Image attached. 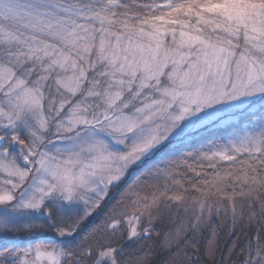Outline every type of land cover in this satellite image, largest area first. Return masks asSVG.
<instances>
[{
	"label": "snow or ice",
	"instance_id": "snow-or-ice-1",
	"mask_svg": "<svg viewBox=\"0 0 264 264\" xmlns=\"http://www.w3.org/2000/svg\"><path fill=\"white\" fill-rule=\"evenodd\" d=\"M181 168L264 219V0H0V238L31 241L0 264H130L120 240L151 264L136 253L183 202ZM128 179L131 211L89 228ZM186 236L166 233L168 264H190ZM237 259L264 264V225Z\"/></svg>",
	"mask_w": 264,
	"mask_h": 264
},
{
	"label": "trees",
	"instance_id": "trees-1",
	"mask_svg": "<svg viewBox=\"0 0 264 264\" xmlns=\"http://www.w3.org/2000/svg\"><path fill=\"white\" fill-rule=\"evenodd\" d=\"M217 170L223 175L231 169L228 164H224L223 166L218 165ZM211 172L212 170L209 169L197 179H193L189 174L184 173L182 177H178L182 179L183 202H162L153 224L155 229L151 233L153 239L143 242L144 245L150 246L152 251L150 253H136V255L147 254L151 264H168V257L171 253L162 250L160 245L164 241L166 233L183 227L187 232L185 238L188 241L185 251L192 257L190 264H231L235 260L245 239L252 237L260 230L261 226L264 225V219L258 214V206L256 207L257 215L249 219L248 201L240 196L234 198L237 205L236 211L240 214L234 218L230 207L233 201L225 195L210 194L207 191V186L203 184L204 179L210 178L209 173ZM194 184L195 187H193ZM226 190L230 195L232 192L231 182ZM116 199L106 204L90 219L88 222L89 228L96 225L106 226L112 218H119L116 215L118 212L127 211L125 203L120 201L123 198L118 196ZM205 199L207 200V206L212 209L211 214L209 215L206 206L200 220L201 226L193 234L192 225L200 216L199 201ZM242 205L243 211L241 212ZM120 243L125 245L124 258L135 264L134 259L127 255L133 246L127 245L124 240H120ZM0 244H4V242H0Z\"/></svg>",
	"mask_w": 264,
	"mask_h": 264
},
{
	"label": "rangeland",
	"instance_id": "rangeland-1",
	"mask_svg": "<svg viewBox=\"0 0 264 264\" xmlns=\"http://www.w3.org/2000/svg\"><path fill=\"white\" fill-rule=\"evenodd\" d=\"M141 2H147V0H141ZM159 2V0H158ZM197 147V145H193L191 148H185L183 149V151L185 152H189V151H193L195 148ZM244 158V157H242ZM190 163H192V161H189ZM224 164H228L227 162H225ZM223 164V165H224ZM163 166V165H161ZM181 173H184V174H189L193 179H197L199 178L198 176L195 175V173L191 172L190 170H187V169H184V168H181L179 170ZM196 171H200V168L197 167ZM132 183V180L131 179H128L127 180V183L123 184L121 186L120 189H113L111 190L110 192V196L112 197V199L110 201L106 200L104 203H102L101 205V208L97 210V213L104 207L106 206V204L110 203V202H113L115 200H117L116 198L118 196L122 197L123 199H120V201H122V203H125V207L127 208V211H131V205H130V201L128 199H126L124 196H121V193L123 192H128V184H131ZM136 191H138L141 195H148L149 198H151V194L155 193L156 195H160L162 193H165V188L162 187L161 185L157 184V185H153L152 182H148L146 183L145 185H143L141 188L139 189H136ZM129 195H131L130 192H128ZM174 193L169 190L167 191L166 193V197L167 196H172ZM164 201H167V199L165 198V200L161 201L160 202V208H161V204L162 202ZM157 212H154L153 213V216H152V223L154 224V220L157 216L156 214ZM95 216V215H94ZM145 226L147 225V221L144 222ZM54 238V235L53 233H45V235L43 237H40L39 239H47V240H52ZM251 238V237H249ZM249 238L245 239V241L243 242V245L242 247L246 244V242L249 240ZM8 240H14L16 243H18L20 245L21 248H26L28 243H30L31 241L24 238V237H15V238H0V242H4V243H7ZM25 243V244H24ZM126 259V258H125ZM129 260V259H128ZM130 261V260H129ZM130 264H132V262L130 261ZM231 264H239V260L237 259V257L235 258V260L231 263Z\"/></svg>",
	"mask_w": 264,
	"mask_h": 264
}]
</instances>
